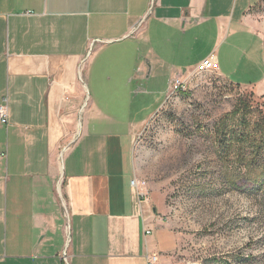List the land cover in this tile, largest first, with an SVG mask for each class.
I'll return each instance as SVG.
<instances>
[{"label": "crops", "instance_id": "obj_1", "mask_svg": "<svg viewBox=\"0 0 264 264\" xmlns=\"http://www.w3.org/2000/svg\"><path fill=\"white\" fill-rule=\"evenodd\" d=\"M261 1L0 0V264H172L180 232L132 185L162 103L134 101L212 54L264 93Z\"/></svg>", "mask_w": 264, "mask_h": 264}, {"label": "rangeland", "instance_id": "obj_2", "mask_svg": "<svg viewBox=\"0 0 264 264\" xmlns=\"http://www.w3.org/2000/svg\"><path fill=\"white\" fill-rule=\"evenodd\" d=\"M252 13L264 27V0ZM168 80L159 97L134 101L146 115L162 103L135 137L134 161L146 197L182 236L172 264H264V155L254 151L264 93L217 71L194 70L166 94Z\"/></svg>", "mask_w": 264, "mask_h": 264}, {"label": "built area", "instance_id": "obj_3", "mask_svg": "<svg viewBox=\"0 0 264 264\" xmlns=\"http://www.w3.org/2000/svg\"><path fill=\"white\" fill-rule=\"evenodd\" d=\"M196 70L198 72H207V71H217L218 70V61L214 54L209 55L208 57L204 58L202 61H200L196 67ZM185 81L181 79H176L173 84H176L177 87L180 86V84H184ZM185 87L184 85H182ZM9 119L8 115V107L6 105L0 106V122L7 123ZM132 185L135 186L138 189L139 194L142 197H146V193L143 189L144 183L139 178H134L132 180ZM63 264H68L67 261L64 260ZM148 264H160V256L158 254H150L148 255Z\"/></svg>", "mask_w": 264, "mask_h": 264}, {"label": "trees", "instance_id": "obj_4", "mask_svg": "<svg viewBox=\"0 0 264 264\" xmlns=\"http://www.w3.org/2000/svg\"><path fill=\"white\" fill-rule=\"evenodd\" d=\"M255 126H256L257 132L264 131V117H262L260 122L257 123ZM242 140H244V139H242ZM254 151L257 155H261V154L264 155V136H263L262 140L260 141V143L255 145ZM260 165H263V167H264V162L260 163Z\"/></svg>", "mask_w": 264, "mask_h": 264}, {"label": "water", "instance_id": "obj_5", "mask_svg": "<svg viewBox=\"0 0 264 264\" xmlns=\"http://www.w3.org/2000/svg\"><path fill=\"white\" fill-rule=\"evenodd\" d=\"M67 148V147H66ZM62 156H63V154H62Z\"/></svg>", "mask_w": 264, "mask_h": 264}]
</instances>
